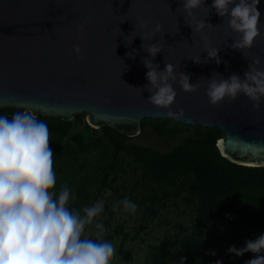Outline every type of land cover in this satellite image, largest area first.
<instances>
[{
    "label": "water",
    "instance_id": "1",
    "mask_svg": "<svg viewBox=\"0 0 264 264\" xmlns=\"http://www.w3.org/2000/svg\"><path fill=\"white\" fill-rule=\"evenodd\" d=\"M180 3L0 0V107L13 105L63 121L87 112L90 125L110 126L128 137L138 135L143 118L169 117L166 108L147 100L148 69L142 57L150 54L142 47L143 36L145 47L152 40L163 46L152 58L160 69L166 59L177 74L191 73L190 82L199 79L196 90L189 92L173 82L177 95L171 108L182 109L183 116L171 118L219 128L223 134L216 147L221 156L236 164L264 167V98L256 106L240 93L212 104L205 94L207 77L214 70L225 77L232 72L243 76L252 57H264V25L250 48L234 49L229 45L236 33L228 28L226 18L214 8L208 13L201 5L195 15L210 24L196 31L192 17L177 8ZM211 3L205 0V6ZM257 7L264 21V0ZM142 22L147 27H141ZM157 23L161 28L153 37L151 29ZM75 45L80 46L79 54ZM206 45L221 48L219 64L215 59L204 62ZM200 56L199 63L192 59Z\"/></svg>",
    "mask_w": 264,
    "mask_h": 264
},
{
    "label": "clouds",
    "instance_id": "2",
    "mask_svg": "<svg viewBox=\"0 0 264 264\" xmlns=\"http://www.w3.org/2000/svg\"><path fill=\"white\" fill-rule=\"evenodd\" d=\"M259 3L260 0H212L211 5L205 6V0H181L177 8L192 17L196 31L210 23L198 19L194 10L203 5L209 13L214 8L236 33L229 46L241 50L252 46L261 32L260 26L264 25L257 7ZM189 25L193 29L191 22ZM141 27H147V22H142ZM160 28L159 23L155 24L150 34L155 37ZM141 37L142 47L150 54L142 57L148 69L145 73L148 83L144 86L150 93L147 100L166 108L169 117L179 118L183 110L171 108L177 95L173 82L179 83L182 91L189 92L196 90L199 79L190 82L191 73L180 71L177 74L175 65L166 59L164 68L160 69L152 58L164 49L163 46L159 40H152L145 47L144 37ZM220 49L206 45L204 62L215 59L219 64ZM73 50L77 54L81 51L79 45ZM130 52L127 55L132 56ZM192 59L199 63L201 56ZM144 88L141 89L144 91ZM240 93L259 106L264 98V57H252L243 76L232 72L225 77L214 70L207 77L205 94L212 104H219L225 97L235 99ZM49 141L47 123L33 112L19 111L11 118L0 115V264H111L116 252L112 241L94 240L84 234L85 226L92 224L103 211L104 201L98 199L85 206L83 214L68 207L74 193L66 184L58 191L55 189L56 172ZM120 203L126 212L134 213L137 209V204L128 198ZM95 228L97 236L104 231L101 222H96ZM227 251L235 256L250 251L255 255L244 264H264V232L254 239H246L242 247L230 245ZM183 260L181 257L180 264ZM215 264H223V261L217 260Z\"/></svg>",
    "mask_w": 264,
    "mask_h": 264
},
{
    "label": "rangeland",
    "instance_id": "3",
    "mask_svg": "<svg viewBox=\"0 0 264 264\" xmlns=\"http://www.w3.org/2000/svg\"><path fill=\"white\" fill-rule=\"evenodd\" d=\"M19 111L26 110L13 105L0 107V115L8 118ZM86 115L87 112L75 113L66 132L48 128L56 172L55 189L58 191L66 184L74 193L68 207L83 214L85 206L98 199L104 201L103 211L92 224L85 226L84 234L94 240L112 241L116 252L111 264H151L154 247L162 249L168 264H180L181 257L184 258L183 264H187L179 241L194 224L195 199L188 192V186L181 194L171 193L167 198L162 197L161 188L164 186L156 181V170L143 166L126 149L142 146L159 153H169L186 139L195 137L199 124H187L171 117L143 118L140 134L129 137L124 143L125 148H117L111 138L104 137L98 144L81 150V145L93 142L103 132L102 127L88 124ZM36 117L43 121L44 118L59 119L42 114ZM156 126L161 130L158 131ZM191 184L190 179L189 186ZM166 187L170 188L169 185ZM154 190H157V197L151 200ZM124 198L137 204L134 213L123 210L120 201ZM96 222L104 225V231L99 236L96 235ZM116 228L118 232H115ZM121 232H126L128 238L123 239ZM262 232L251 229L245 222L225 231L206 227L205 248L222 258L244 263L255 254L249 251L235 256L227 248L233 244L242 247L246 239H254Z\"/></svg>",
    "mask_w": 264,
    "mask_h": 264
},
{
    "label": "trees",
    "instance_id": "4",
    "mask_svg": "<svg viewBox=\"0 0 264 264\" xmlns=\"http://www.w3.org/2000/svg\"><path fill=\"white\" fill-rule=\"evenodd\" d=\"M44 121L54 131L66 132L70 127L69 121L61 119L44 118ZM155 128L161 130L158 126ZM102 131L93 142L81 145V150L98 144L104 137L111 138L117 148H125L128 136L110 126H102ZM222 134L217 127L197 125L196 136L186 139L169 153L142 146L126 149L143 166L156 170L154 177L164 186L162 197L181 194L188 186V192L195 199L194 224L179 241L187 264H215L217 260H222L223 264H244L222 258L217 253L213 255L206 249V227L225 231L245 222L251 229L264 232V167L236 164L221 156L216 141ZM168 185L173 187L172 191L166 187ZM156 197L157 190H154L151 200ZM121 234L123 239L128 238L126 232ZM150 259L151 264H168L161 248L154 247Z\"/></svg>",
    "mask_w": 264,
    "mask_h": 264
}]
</instances>
